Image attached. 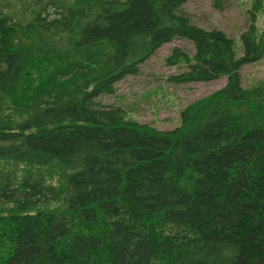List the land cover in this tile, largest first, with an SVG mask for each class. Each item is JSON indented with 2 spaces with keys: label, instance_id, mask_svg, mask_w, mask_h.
Instances as JSON below:
<instances>
[{
  "label": "trees",
  "instance_id": "1",
  "mask_svg": "<svg viewBox=\"0 0 264 264\" xmlns=\"http://www.w3.org/2000/svg\"><path fill=\"white\" fill-rule=\"evenodd\" d=\"M188 1L0 0V264H264V33L238 58ZM176 39L172 82L228 79L180 127L98 101Z\"/></svg>",
  "mask_w": 264,
  "mask_h": 264
},
{
  "label": "rangeland",
  "instance_id": "2",
  "mask_svg": "<svg viewBox=\"0 0 264 264\" xmlns=\"http://www.w3.org/2000/svg\"><path fill=\"white\" fill-rule=\"evenodd\" d=\"M184 10L195 26L223 31L234 41L238 58L243 56L241 35L253 15L257 16L256 25L260 33H264V0H223L222 9L216 8L215 0H190L184 5ZM175 48L182 49L191 58L195 54V47L187 40L176 39L165 44L141 64L138 75L127 76L115 85L114 94L103 95L98 101L104 106L121 108L128 120L160 131L169 132L180 127L182 112L223 89L228 79L221 77L211 82L181 85L172 82L171 77L188 71V65L183 62L176 66L167 64L166 60ZM240 77L245 89L264 84V57L257 63L245 65Z\"/></svg>",
  "mask_w": 264,
  "mask_h": 264
},
{
  "label": "water",
  "instance_id": "3",
  "mask_svg": "<svg viewBox=\"0 0 264 264\" xmlns=\"http://www.w3.org/2000/svg\"><path fill=\"white\" fill-rule=\"evenodd\" d=\"M0 249H1V236H0Z\"/></svg>",
  "mask_w": 264,
  "mask_h": 264
}]
</instances>
